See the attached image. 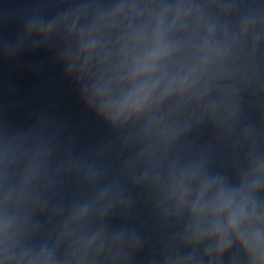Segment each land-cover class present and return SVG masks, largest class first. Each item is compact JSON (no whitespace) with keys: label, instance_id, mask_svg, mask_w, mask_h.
Masks as SVG:
<instances>
[{"label":"water","instance_id":"water-1","mask_svg":"<svg viewBox=\"0 0 264 264\" xmlns=\"http://www.w3.org/2000/svg\"><path fill=\"white\" fill-rule=\"evenodd\" d=\"M0 264H264V0H0Z\"/></svg>","mask_w":264,"mask_h":264}]
</instances>
